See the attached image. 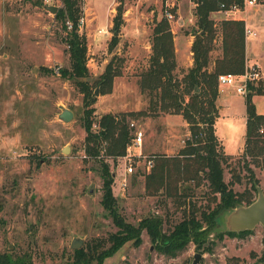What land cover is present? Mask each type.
I'll list each match as a JSON object with an SVG mask.
<instances>
[{
	"label": "rangeland",
	"instance_id": "374dc122",
	"mask_svg": "<svg viewBox=\"0 0 264 264\" xmlns=\"http://www.w3.org/2000/svg\"><path fill=\"white\" fill-rule=\"evenodd\" d=\"M120 1L125 7L121 42L110 50L111 37L118 34L113 31V17ZM168 2H174V11L181 9L184 17L181 22H176L177 17L172 19L171 27L180 29L184 25V31L189 32L196 26L195 0H83L80 32L88 40L97 118L106 112L148 106L149 97L141 90L139 73L148 64L151 52L145 45L151 43L155 21L163 16ZM50 4L60 7L63 1L0 0V251L29 254L34 264H67L74 239H82V246L92 237L107 236L118 226L102 203L99 161L85 154L83 93L73 78L61 74V69L70 65V53L63 40V24L56 12L47 8ZM240 14L255 18L252 27L257 34L246 36L247 50L249 61L259 65L263 79L264 3L244 2L239 11L218 9L212 17L218 23L224 16ZM192 16L194 20L189 21ZM114 54L124 58L122 74L115 77L110 92L102 93L100 84L94 81ZM179 67L184 70L189 66ZM219 88L222 106L215 125L225 138V147L237 152L245 133L244 93L232 85L221 84ZM252 100L256 110L264 112V93L253 94ZM63 107L74 111L71 120L59 117ZM155 117L133 119L136 128L145 133L141 146L133 144L125 155L105 158L111 164L117 206L127 220L138 223L158 213L165 219L164 228L169 229L182 218L183 208L177 207L171 197L147 193L144 172L148 157L137 154L176 155L190 130L180 119L171 129L145 122ZM94 127L99 128V124ZM241 152L229 158L224 169L225 180L231 177V167L239 172L241 181L234 184L235 190L249 184V172L237 163ZM130 160L134 162L132 172L127 171ZM252 168L264 189V169L253 164ZM92 185L94 192L90 193ZM199 200L205 202V197L199 196ZM233 209L218 216L204 241L191 239L175 255L160 250L145 229L139 243H125L104 264H192L196 253L201 254L197 264H227L232 256L239 257L240 264L264 263L263 225L258 223L249 232L227 233Z\"/></svg>",
	"mask_w": 264,
	"mask_h": 264
},
{
	"label": "trees",
	"instance_id": "16d2710c",
	"mask_svg": "<svg viewBox=\"0 0 264 264\" xmlns=\"http://www.w3.org/2000/svg\"><path fill=\"white\" fill-rule=\"evenodd\" d=\"M62 1L63 5L56 12V17L63 24V40L70 53V65L62 68L61 74L73 78L83 93L85 154L99 161L98 169L103 178L102 203L118 226L116 231L107 236L92 237L82 246L74 248L67 264H104L105 259L115 254L125 243H139L145 229L160 250L172 255L191 239L199 243L204 241L222 212L248 204L256 198L259 179L255 176L252 164L264 169V113L256 110L252 100L253 94L264 93L262 79L248 80V90L244 94V143L237 163L250 176L249 184L242 190H235L233 187L241 181L235 167H231L230 179L224 178L227 160L234 155L224 151L215 131L218 75L242 73L247 58L244 20L224 17L217 23L212 12L220 9L222 3L225 7L236 3L242 9L244 0H195L197 21L196 26L189 30L194 35V60L184 70L179 67L174 32L164 11L153 26L148 64L139 73L141 90L149 97L148 106L145 109L124 110L119 113L106 112L99 118L95 114L97 97L88 66V40L80 32L83 0ZM116 10L113 31L118 34L112 35L110 50L120 41L119 33L125 12L122 1L117 4ZM214 50L218 52L213 53ZM123 61V56L114 54L94 81L95 84H100L102 93L112 90L115 77L122 74ZM166 113L182 114L188 122L190 134L178 154L148 155L153 165L144 174L148 194L166 195L177 201V207L183 208L182 218L169 229L164 228L165 219L158 213H151L138 223L127 220L117 206V198L112 190L114 177L111 164L105 158L111 156L115 159L127 153L134 137L131 122L135 117ZM95 123L99 124V128L94 127ZM199 188L201 192L198 191ZM199 196L205 197V202H199ZM249 231L251 229L239 230L243 233ZM232 232L235 231H227L229 234ZM0 264L34 262L29 254L14 255L8 251H0ZM227 264H240V258L232 256Z\"/></svg>",
	"mask_w": 264,
	"mask_h": 264
},
{
	"label": "crops",
	"instance_id": "0c3cea01",
	"mask_svg": "<svg viewBox=\"0 0 264 264\" xmlns=\"http://www.w3.org/2000/svg\"><path fill=\"white\" fill-rule=\"evenodd\" d=\"M255 3H257V2H255ZM264 3V2H263ZM214 14H217V13H214ZM176 17H177V20H176V22H181L182 20L181 19H183L184 17H183V14H182V12H181V9L179 10H177V14H176ZM225 17V16H224ZM224 17H222V18H224ZM227 17V16H226ZM231 17H233V18H242L243 20H244V22H245V25L246 26H248V27H250L251 29H253L254 30V28H256V27H252L253 26V24H254V22H253V20L255 19V18H249L248 16H246L245 14H240V15H238V16H231ZM125 19V18H124ZM189 21H193L194 20V17L192 16V17H188L187 18ZM259 19H261V18H257V20H259ZM181 20V21H180ZM257 24H255V26H256ZM183 27H184V25H180V29L178 28V29H176V26H173L172 25V30H173V32H174V42H175V48H176V55H177V61H178V64L180 65V64H183V65H185V66H191L192 64H193V51H192V44H193V40H194V35H192L191 33H189V32H187V31H184V29H183ZM256 31V30H255ZM114 33V32H113ZM120 33H121V31H120ZM120 33H119V35H120ZM257 33V32H256ZM122 35V34H121ZM121 35H120V37H121ZM127 34H125L124 36L125 37H127L126 36ZM125 37L123 38V39H125ZM247 37H245V55H246V58H247V61L248 62H250L249 60V58H250V56H249V54H248V50H247V39H246ZM121 42V38H120V41H119V43ZM118 43V44H119ZM117 44V45H118ZM116 45V46H117ZM146 47H147V49H148V51L150 50V48H151V43L149 42L148 44H146L145 45ZM185 57V58H184ZM184 60V61H183ZM262 69V68H261ZM262 71V76H263V79H264V71H263V69L261 70ZM262 79V80H263ZM264 81V80H263ZM222 90H220L219 91V94H218V96H217V99H216V103H217V106H218V111H217V115H216V117H215V122H216V120H217V117H218V115H219V110H220V107L222 106L220 103H219V99L222 97V92H221ZM259 113H264V112H260V111H258ZM245 114V113H244ZM178 119H180L181 121H182V125L183 126H186L187 127V125H188V122H187V120L183 117V115H181L180 113H166V114H161V115H158V116H156L155 118H149L148 120H146L145 122H149V124H152V123H154V125H161V127H163L162 129H165L166 127L167 128H172V125H175L174 124V121L175 120H178ZM149 120H151V123H150V121ZM245 121H246V116H245ZM215 131H216V134H217V136H218V138L220 139V141H221V143H222V145H223V149H224V151L226 152V153H228V154H231V155H235V154H237V153H239V152H241L242 151V148H243V143H244V140H243V143H242V147H241V149L239 150V151H237V152H232L231 150H229V149H227L225 146V144H224V142H225V138L224 137H221L219 134H218V132H217V127H216V125H215Z\"/></svg>",
	"mask_w": 264,
	"mask_h": 264
},
{
	"label": "built area",
	"instance_id": "2783aa9c",
	"mask_svg": "<svg viewBox=\"0 0 264 264\" xmlns=\"http://www.w3.org/2000/svg\"><path fill=\"white\" fill-rule=\"evenodd\" d=\"M244 2H246V4H254L256 2V0H244ZM174 4L175 3L172 2L169 5V2H168L167 8L165 9L166 10L165 15L167 16V18L170 21L176 17L177 8L175 9L176 12L172 9V8H174ZM220 9L224 10V11H229V12H236V11L240 10V7L236 3H232L228 7H225V5L222 3ZM81 24H84V17H81V19H80V26H81ZM69 26H71L70 23H69ZM99 32H103V29L100 28ZM244 32H245L246 36L257 34L255 30L251 29L250 27H248L246 25H245ZM260 74H261V72L259 69V65L256 62L246 61V66H245V69L242 73H240V74L221 73L218 75V82H219V86L221 84L232 85L235 87V90L237 92L245 94L246 91L248 90V87H247L248 80H258L261 77ZM131 126L134 127V137H133L132 143L128 147V150H129V148L132 147L133 144L136 146H141L143 144L144 134H145L141 128H136V124H135L134 120L131 122ZM143 155L145 157H148L145 154H143L142 151H140L139 154H137L138 157H142ZM152 165H153L152 159L147 158V160H146L147 170H150ZM127 171H129V172L134 171V162L131 160H130L129 164L127 165Z\"/></svg>",
	"mask_w": 264,
	"mask_h": 264
},
{
	"label": "water",
	"instance_id": "95a60500",
	"mask_svg": "<svg viewBox=\"0 0 264 264\" xmlns=\"http://www.w3.org/2000/svg\"><path fill=\"white\" fill-rule=\"evenodd\" d=\"M47 8L54 12H57L59 9V7L54 4L47 5ZM98 89L99 88L96 89V93H98ZM197 89H199L198 86ZM73 116L74 111L69 107H63L62 111L59 113V117L66 121L71 120ZM211 116L213 115L211 114ZM64 150L68 151L69 147L65 146ZM89 192H94L93 185L90 187ZM228 220L231 230L251 229L258 223L262 224L264 227V189L258 185L256 198L248 204L234 208L230 212ZM82 242V239L76 238L73 240L72 246L78 248L81 246ZM200 258L201 254L196 253L192 264H197Z\"/></svg>",
	"mask_w": 264,
	"mask_h": 264
}]
</instances>
